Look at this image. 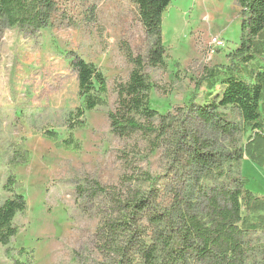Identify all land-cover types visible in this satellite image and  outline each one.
Returning <instances> with one entry per match:
<instances>
[{"label": "trees", "instance_id": "trees-1", "mask_svg": "<svg viewBox=\"0 0 264 264\" xmlns=\"http://www.w3.org/2000/svg\"><path fill=\"white\" fill-rule=\"evenodd\" d=\"M151 44L145 58L126 47L132 65L128 79L117 85L113 110L108 111L113 134H140L149 151L165 148L170 158L161 175L133 171L118 185L106 187L95 180L76 186L79 195L101 197L106 209L94 232L101 257L99 264H264V194L247 188L240 174L247 149L264 145V0H235L240 8V40L227 64L205 67L182 109L160 114L152 105L154 85L144 66L165 65L166 48L161 24L171 0H132ZM58 10L55 0H0V28L30 33L52 24ZM77 78L80 104L68 120L70 132L86 112L106 105L107 85L102 70L68 51ZM204 85L207 92L196 102ZM234 109L239 122L226 110ZM55 140L58 133L44 131ZM246 142L239 143V136ZM219 140L227 147L217 148ZM66 148L75 140L61 139ZM8 173L0 201V246L11 254L10 241L17 235L15 217L27 210L22 183L15 169L27 163L30 153L23 144H12ZM88 187V188H85ZM12 264H33V250L21 247Z\"/></svg>", "mask_w": 264, "mask_h": 264}, {"label": "rangeland", "instance_id": "rangeland-1", "mask_svg": "<svg viewBox=\"0 0 264 264\" xmlns=\"http://www.w3.org/2000/svg\"><path fill=\"white\" fill-rule=\"evenodd\" d=\"M52 24L34 33L0 28V201L12 144L20 142L30 157L15 169L22 183L27 210L15 217L17 235L10 241V256L0 246V264H12L16 250H33V264H99L94 232L107 208L101 197L79 195L76 186L95 180L114 187L133 171L161 175L170 158L165 148L149 151L140 134L119 137L109 127L107 113L115 107L117 85L127 81L132 65L125 48L145 58L151 40L142 28L132 0H55ZM240 8L235 0H171L163 13L162 41L165 65L144 66L154 85L153 107L160 114H175L190 97L205 67L227 64L226 55L240 40ZM212 36L225 47L208 53ZM68 51L97 65L106 78V105L98 106L68 126L80 104L77 78ZM258 64L264 66V53ZM207 90L202 85L196 102ZM239 122L236 110H226ZM58 133L48 139L44 131ZM71 133L76 149L61 139ZM245 136L237 137L239 143ZM227 147L219 140L217 148ZM240 174L247 188L264 194V145L248 147ZM88 188V187H85Z\"/></svg>", "mask_w": 264, "mask_h": 264}, {"label": "built area", "instance_id": "built-area-1", "mask_svg": "<svg viewBox=\"0 0 264 264\" xmlns=\"http://www.w3.org/2000/svg\"><path fill=\"white\" fill-rule=\"evenodd\" d=\"M225 47L224 40L219 36H212L208 43V53L209 55H213L216 50Z\"/></svg>", "mask_w": 264, "mask_h": 264}]
</instances>
